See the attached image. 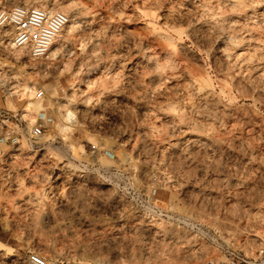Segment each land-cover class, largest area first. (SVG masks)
Wrapping results in <instances>:
<instances>
[{
    "label": "rangeland",
    "instance_id": "374dc122",
    "mask_svg": "<svg viewBox=\"0 0 264 264\" xmlns=\"http://www.w3.org/2000/svg\"><path fill=\"white\" fill-rule=\"evenodd\" d=\"M22 5L78 15L0 50V108L44 123L0 119V264H264V0Z\"/></svg>",
    "mask_w": 264,
    "mask_h": 264
},
{
    "label": "built area",
    "instance_id": "2783aa9c",
    "mask_svg": "<svg viewBox=\"0 0 264 264\" xmlns=\"http://www.w3.org/2000/svg\"><path fill=\"white\" fill-rule=\"evenodd\" d=\"M69 16L60 10H50L38 6H15L0 12V50L6 46L23 48L28 50L35 57H42L47 54L50 46L56 37L67 25ZM4 30L9 31L6 36ZM3 93H14V89L6 88L1 83ZM37 98L44 97V91L36 92ZM12 119L21 130V136L31 142L44 135V123L37 121L33 125L24 127L23 121L17 114L4 112L0 108V119ZM26 264H48L46 258L38 253L32 252L28 255Z\"/></svg>",
    "mask_w": 264,
    "mask_h": 264
},
{
    "label": "bare ground",
    "instance_id": "6f19581e",
    "mask_svg": "<svg viewBox=\"0 0 264 264\" xmlns=\"http://www.w3.org/2000/svg\"><path fill=\"white\" fill-rule=\"evenodd\" d=\"M77 15H78L77 12H76L74 15L71 14V18H70V20L68 21V23H67L66 26H70L72 23H75V20H76ZM66 26H65V27H66ZM65 27H64V28H65ZM64 28H63V29H64ZM62 31H63V30H62ZM62 31H61V32H62Z\"/></svg>",
    "mask_w": 264,
    "mask_h": 264
}]
</instances>
